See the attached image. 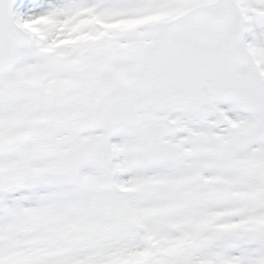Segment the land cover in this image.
<instances>
[{
	"label": "snow or ice",
	"instance_id": "obj_1",
	"mask_svg": "<svg viewBox=\"0 0 264 264\" xmlns=\"http://www.w3.org/2000/svg\"><path fill=\"white\" fill-rule=\"evenodd\" d=\"M0 264H264V0H0Z\"/></svg>",
	"mask_w": 264,
	"mask_h": 264
}]
</instances>
